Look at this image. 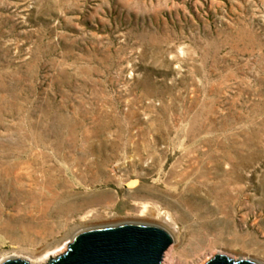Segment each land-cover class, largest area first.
<instances>
[{
  "label": "rangeland",
  "instance_id": "374dc122",
  "mask_svg": "<svg viewBox=\"0 0 264 264\" xmlns=\"http://www.w3.org/2000/svg\"><path fill=\"white\" fill-rule=\"evenodd\" d=\"M129 222L264 264V0H0V264Z\"/></svg>",
  "mask_w": 264,
  "mask_h": 264
},
{
  "label": "water",
  "instance_id": "95a60500",
  "mask_svg": "<svg viewBox=\"0 0 264 264\" xmlns=\"http://www.w3.org/2000/svg\"><path fill=\"white\" fill-rule=\"evenodd\" d=\"M173 240L164 229L135 222L84 230L68 251L46 264H162ZM3 264H29L12 259ZM207 264H256L218 255Z\"/></svg>",
  "mask_w": 264,
  "mask_h": 264
},
{
  "label": "bare ground",
  "instance_id": "6f19581e",
  "mask_svg": "<svg viewBox=\"0 0 264 264\" xmlns=\"http://www.w3.org/2000/svg\"><path fill=\"white\" fill-rule=\"evenodd\" d=\"M170 254V253H169ZM168 254V255H169ZM170 256V255H169ZM167 257L166 259H165V264H175V262H174V259L173 258H170V257ZM12 259H16V257H11L10 259H8L7 261H9V260H12ZM6 261V262H7ZM46 261V259H40V261H38L39 263H43V262H45Z\"/></svg>",
  "mask_w": 264,
  "mask_h": 264
}]
</instances>
